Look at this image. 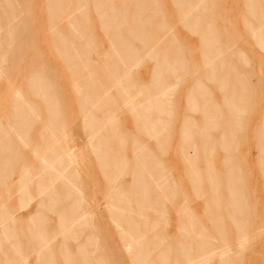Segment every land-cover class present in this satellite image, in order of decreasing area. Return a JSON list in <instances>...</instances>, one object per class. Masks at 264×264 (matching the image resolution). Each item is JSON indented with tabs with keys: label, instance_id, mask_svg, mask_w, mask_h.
<instances>
[{
	"label": "rangeland",
	"instance_id": "1",
	"mask_svg": "<svg viewBox=\"0 0 264 264\" xmlns=\"http://www.w3.org/2000/svg\"><path fill=\"white\" fill-rule=\"evenodd\" d=\"M135 2L0 0V222L10 224L8 217H4L7 213L18 219L6 232L0 228V264H28L32 257L39 262L50 253L53 244L58 243L60 247L63 243L73 251L71 248L85 242L86 237L93 241L87 251L94 258L100 254L109 256L110 250L104 243L110 242L118 247L116 264L163 263L167 255L156 252L157 241L163 239L156 240V237H173L171 219L170 226H166L167 235L139 231L145 222L146 210L156 207L149 201L151 196L154 194L155 201L158 187L169 183L168 170L173 176L170 168L176 164L184 167L178 160L175 150L178 148H174L181 86L186 83L190 88L193 82L195 91L186 95L184 112L203 115L204 106L200 107L197 101L190 105L189 96L195 93L204 101L205 82L212 83V86L207 83V87L212 90L213 114L206 126L219 135L213 137V143H206L212 144V148H207L203 161L205 173L201 176L197 173V181L217 184L218 175L209 155L225 143L224 135L218 133V119L226 114L223 111L229 113L232 109L234 114L240 111L238 91L242 92L244 87L247 94L253 86L260 88L264 107V34L259 35L257 28L263 19L248 14L253 7L257 12L264 11V0H255L253 7L247 5V0H144V14L150 20L137 24L126 17L139 10ZM72 29L78 33H72ZM152 30L157 33L151 34ZM62 51L68 53L66 58L61 57ZM156 53L169 55V65L157 67V60L152 57ZM156 68L160 70L155 71ZM171 70H176L174 77ZM116 85L124 89V94L114 89ZM158 85H165L163 90L168 96L165 100H170L164 106L167 112L162 114L156 112L160 109ZM84 97H90L92 102L85 103ZM149 105L152 113L146 111ZM147 114H154L155 118L140 129L148 130L154 140L161 132L166 133V152L150 155L151 164L159 160L164 166L165 175L160 177L165 178L164 184L154 179L158 170H154L153 177L141 156L135 154L130 138L137 132L134 120ZM157 116L164 117L165 128H169L160 131ZM152 123L156 124L154 129ZM183 124L181 143L184 146L179 150L181 159L189 164L197 153L187 146L190 128L187 122ZM248 125L246 129L241 126L240 130L235 127L234 135L241 143L242 136L252 132V117ZM104 129L117 131V136L124 141H117L119 158L112 163L116 173L112 179H118L114 202L101 201L98 206L88 202L78 190V163L85 166L87 178V166L91 174L93 160L88 155L89 162L84 160V165L83 160L78 162V157L83 155L77 153V148L82 149L84 142L92 146L94 135ZM261 135L263 146L264 132ZM94 149L99 152L98 147ZM123 155L127 159L134 155L132 170H123L130 166ZM56 166L62 167V175ZM164 169H159L160 175ZM94 172L101 179L95 165ZM80 175H83L82 168ZM129 181L130 187L125 191L121 184ZM137 181L143 183L142 195L135 188ZM165 204L167 209L171 207L172 199ZM93 208L99 213V225L96 218L92 223ZM152 214L147 219L154 226L163 225V220L157 224ZM92 225L96 227L94 233ZM78 228L81 233L77 232ZM151 236L153 250L142 251V242ZM222 251L229 253L218 247L212 250V257L216 256L220 263L217 255ZM244 252L249 259L255 254L252 247ZM79 253L87 256L79 251L75 257ZM209 254L198 256L195 264L204 258L208 262ZM184 262L187 264L188 260ZM94 263L101 264V260ZM84 264L90 262L87 260Z\"/></svg>",
	"mask_w": 264,
	"mask_h": 264
},
{
	"label": "crops",
	"instance_id": "2",
	"mask_svg": "<svg viewBox=\"0 0 264 264\" xmlns=\"http://www.w3.org/2000/svg\"><path fill=\"white\" fill-rule=\"evenodd\" d=\"M130 15L126 17L132 19L133 23L137 24L139 21H134ZM105 16L104 19L106 18ZM144 20L146 21V19ZM72 33L76 34L78 32L76 29H72ZM150 33L155 34L157 32L152 30ZM130 34L133 35L135 33L130 32ZM160 54H152V57L155 58L156 55ZM60 55L66 58L68 53L62 51ZM162 57L165 59V65H169L167 61L169 55H164ZM171 72L175 74L176 70H171ZM207 83L208 82H205L204 85V101H202L203 98H196L199 106H204V111L206 112L203 113V115L195 111L184 112L186 107V95L194 91L193 82L190 83V88H188V84L186 83H183V86L180 88V91L183 92L180 94L182 95L179 105L180 109L178 114H176L178 116V133L174 148H178V150L175 149L178 154V160L182 162L184 167L180 164H176L174 167L170 168L173 169V176L168 170L167 182L169 183H167V186L163 185L161 188L158 187L155 191V201H153L154 194L151 196L149 201L155 203L156 207L152 210H146L147 214H144L145 222L143 226H141L139 232L142 234L157 233L167 235L166 226H170L171 219V227H173L171 232L173 233V237L168 238L166 236L165 238V236L160 237L158 235L156 237V240L163 239L162 242L157 241V255L159 253L167 255L163 263L156 262V264H184L185 260H190V262L194 260L195 262L198 256L207 257L209 253L210 257L207 264H224L225 261L220 263L216 256L212 257V250L215 247L229 251L225 264H227V262L229 264H264V145L262 146L263 143L261 142V134L264 132V126L262 128L264 122V114H262V112L264 111V107L260 100L261 90L253 86L252 92H247L246 94V92H244L246 89L243 87L242 92L238 91L237 94V107L240 111L237 114L231 115L225 110L223 111V113H226L224 116L222 115L223 113H221L222 117L220 115L221 118L218 119L220 123L218 133L224 135L223 138H225V143H223L221 149L216 147L213 153L209 155L214 172L218 175L217 184H210L201 179L197 181V173L200 176L205 173L203 161L204 156H206L208 152L207 148H212V144L206 143L212 142L213 137L217 138L219 135L214 133L213 129L208 130L206 126L207 122L211 123L213 114L212 90L207 87ZM208 84L212 86V83ZM116 86L118 88L120 87L118 85ZM121 88L122 87H120V90ZM117 90L119 91V89ZM123 90L122 88L121 93ZM186 90L188 91L185 92ZM84 100L85 103H88V101L92 102L90 97H84ZM250 117H252V132L249 136L244 134V136H242L243 142L241 143L239 140H236V136L234 135L235 127H238V130L241 129V126L245 129L250 127V125H248ZM154 118V114L150 116L147 114L145 117L142 116L138 121L132 118L137 132H134L133 135H131V133L130 138L132 137V143L136 148L135 154L141 156L142 163L151 170L153 177L154 170H158V176L157 178L154 177V179L158 180V184H160L163 183L165 179L163 177L160 178L165 175L164 166L159 160L151 164L152 159L150 155H157L159 153L164 154L166 152L165 150L168 146L165 140L166 135L164 132H161L157 135L156 140H154L151 139L148 130L140 129L141 126H148L150 122H153ZM158 118L157 116V119ZM174 119L176 121L177 117L175 116ZM186 122L190 128V139L187 146L190 149L194 148L195 153H197V158L195 157L189 164L181 159L179 150L180 147L184 146L181 143V130L182 126H184L183 123ZM240 122L241 126H239ZM245 129L243 131H245ZM86 132L85 130V139L87 138ZM157 132L159 133L158 129ZM202 132L205 134H202ZM116 133L118 132L115 130H101L97 135H94L92 141L93 149L87 141V144L84 142L82 149L80 146L77 148V153H82L83 155V157H78V162L83 160V165L84 160H87V162L90 161L88 155L92 156L93 172L90 174V169L87 166V178L84 177L85 166L81 167V164L78 163L79 173L77 187L79 192H82L83 196L86 197V200L88 202L92 201L94 205L100 206L101 201L114 202V190L118 186V179L115 181L112 179L116 176V173L112 169V163L116 158H119L116 147L120 145L117 144V141L122 139L120 138L121 136L118 137ZM139 133L141 135H137ZM207 138L208 140H206ZM245 138H247V140ZM122 140L124 141V139ZM95 147H98L99 152L94 149ZM167 152L169 151L167 150ZM217 153L219 154L216 155ZM134 155L132 159L131 157L127 159L123 155L125 162H128V160L130 162V166L124 167V171H126V169L132 170ZM207 160L208 157L205 162ZM94 165L101 179L95 175ZM81 168L83 175H80ZM159 169H164L161 175ZM130 183L131 181L128 183L122 182L121 186L126 188L125 191H127L130 187ZM127 197H129L128 194ZM171 199L172 206L167 209L165 201H170ZM88 208L90 209V206H88ZM92 211V223L95 222L96 218L99 225V213H96L97 210H95V208H93ZM149 212H153L152 215L156 218L157 224L160 219H162L163 225L158 224L154 226L153 222L147 219L152 217ZM92 228V233H94L96 227L93 226ZM77 230L78 233H81L79 228ZM114 231L115 233L117 232L115 228L113 229V232ZM152 237L153 236L147 237V241L142 242V251L153 250L152 242L154 237ZM244 240H246L245 244ZM241 241L244 249L239 247ZM91 242H93L92 239L86 237L85 242L77 244L75 248H71L73 251H69L68 246H65L63 243L60 244V247H58V243H55L52 249H49L50 253L47 252V255L41 261L37 262L35 261V257H32L28 264H84L83 259L75 257L76 253L79 251L86 253L88 256L87 260L90 264H95L94 262H97L98 259L101 260V264H116L114 261H116V250L118 247L115 244L111 245L113 243L107 242V245L104 243L105 248L110 250L108 253L109 256L106 257L105 255L101 257L100 254L98 258H94V256L92 257L93 253L91 255V253L87 251ZM247 247H252L255 251L252 259H249V256L245 258L246 255L244 250ZM156 252L153 254H156ZM234 254L235 256H232ZM245 259H247L246 262Z\"/></svg>",
	"mask_w": 264,
	"mask_h": 264
},
{
	"label": "bare ground",
	"instance_id": "3",
	"mask_svg": "<svg viewBox=\"0 0 264 264\" xmlns=\"http://www.w3.org/2000/svg\"><path fill=\"white\" fill-rule=\"evenodd\" d=\"M136 2H137V8L139 9V10H137L136 12H134L133 14H131L130 15V17L131 18H133L134 19V21H139V22H143V21H145L144 19H150L149 17H148V15H145L144 14V10H143V8H144V4H146L145 2H144V0H135ZM260 1V0H259ZM135 2V3H136ZM144 2V3H143ZM247 5H249V6H251V7H253V5H254V2H255V0H247ZM201 3V2H200ZM148 6V5H147ZM147 9H149V8H147ZM148 14V13H147ZM249 15H251L252 17H255V16H259V18L260 19H263L260 23H258V25H257V28H258V30H259V32L258 33H260L259 35H262V34H264V11H259V12H257V11H255V8L253 7V10H251V11H249V13H248ZM191 17V16H190ZM189 17V18H190ZM188 18V19H189ZM259 19V20H260ZM190 20V19H189ZM192 20V19H191ZM187 22V21H186ZM204 25V24H203ZM200 28V27H199ZM264 36V35H263ZM209 37V36H208ZM214 46V45H213ZM162 56H164V55H162V54H160V55H156L155 56V59L157 60V67H160V66H164V62H165V59L162 57ZM156 64V63H155ZM230 69V68H229ZM158 70H160V69H155V71H158ZM213 70V69H212ZM232 70H234L233 68H232ZM212 72V71H211ZM172 73V76L174 77L175 76V74L173 73V72H171ZM157 76V79H159L160 77L158 76V75H156ZM155 76V77H156ZM214 78V77H213ZM110 79V78H109ZM164 79V78H163ZM167 79V78H166ZM168 80V79H167ZM167 83H169V82H167ZM37 87H40V85L39 86H37ZM165 87V85H158L157 86V88H158V92H159V94H160V99H159V101H158V103H159V105H160V109H158L156 112L158 113V114H162V113H164V112H167L166 111V109H165V104L167 103V101H170V100H165V97L167 96V94H166V92H165V90H163V88ZM166 88V87H165ZM114 89L115 90H117V89H119V91L121 92L122 91V88H121V90H120V87L118 88L117 86H114ZM163 90V91H162ZM151 91V90H150ZM157 92V91H156ZM195 92V91H194ZM151 93H153V92H151ZM151 93H149V94H151ZM121 94H124L123 92L121 93ZM153 95V94H152ZM199 95H195V93H194V95H191V96H189V103H190V105H191V102H193V103H195V101H196V98L198 99L199 97H198ZM168 97V96H167ZM164 98V99H163ZM151 99V98H150ZM172 103V102H171ZM228 104V103H227ZM54 105V104H53ZM133 106H134V103H133V105L131 106V108H133ZM169 106H170V104H169ZM168 106V107H169ZM130 108V109H131ZM52 109H54V107H52ZM169 109H171L170 107H169ZM132 110V109H131ZM146 111H148V113H152V108H151V105H149L147 108H146ZM221 111V110H220ZM169 112H171V110L169 111ZM229 113L231 114V115H233L234 114V111L232 110V109H230L229 110ZM166 114V113H165ZM173 114V113H172ZM168 115V114H167ZM155 120H157V121H159L160 123H159V125L157 124V126H158V128H159V130L160 131H164L165 129H167V128H169V126L167 127V128H165L166 127V124H165V122H164V117L162 118V117H159L158 119H155ZM166 120V119H165ZM170 120V119H169ZM168 120V121H169ZM167 121V120H166ZM170 122V121H169ZM168 122V123H169ZM150 127V126H149ZM151 127H153V129L156 127V124H154V123H152V125H151ZM165 132V131H164ZM167 132V131H166ZM166 134V133H165ZM151 135L152 136H154V135H157V133H151ZM168 135V134H167ZM167 138L165 137V140H166ZM164 140V139H163ZM54 146V145H53ZM55 159V161L57 160V158H54ZM57 168V170H58V172H59V174L60 175H62V171H61V169H62V167H59V166H56ZM139 176V175H138ZM140 177V176H139ZM141 178V177H140ZM135 183V188H136V190L138 189V191H139V194H141L142 195V193H144V191H143V189H142V186H143V183H138V181L137 182H134ZM141 190V191H140ZM5 216H7L8 217V221H10V224H13L14 225V223L18 220L17 219V217L16 216H14V214H9V213H7V214H4V217ZM30 218H32V217H30ZM10 219V220H9ZM10 224H8L7 222H0V228L2 229V232H6L7 231V229L10 227ZM133 240V239H132ZM246 243V240H244V244ZM243 246V243L241 242V245H240V248ZM241 249H244L243 247L241 248ZM228 254V252H220V253H218V255H217V257H219L220 258V260H221V262H224L225 261V263H226V259H224L225 258V256ZM229 255H231V254H229ZM232 256H235V254L234 255H232ZM232 256H230V257H232ZM78 257L79 258H81V259H83V261H84V263L87 261V256H85V255H82L81 253H79L78 254ZM150 258V260H151V257H149ZM154 259V258H153ZM152 259V260H153ZM201 262H198L197 264H207V259L206 258H204V259H202V260H200ZM228 261V260H227ZM224 263V264H225ZM230 263H232V262H230ZM187 264H195V262H193V261H188V263ZM227 264H229L228 262H227ZM233 264V263H232Z\"/></svg>",
	"mask_w": 264,
	"mask_h": 264
}]
</instances>
